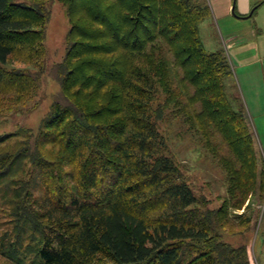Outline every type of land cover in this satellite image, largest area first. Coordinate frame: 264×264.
Returning a JSON list of instances; mask_svg holds the SVG:
<instances>
[{
    "label": "trees",
    "instance_id": "trees-1",
    "mask_svg": "<svg viewBox=\"0 0 264 264\" xmlns=\"http://www.w3.org/2000/svg\"><path fill=\"white\" fill-rule=\"evenodd\" d=\"M19 1L0 0L2 109L32 98L44 73L48 0ZM58 1L69 24L59 95L35 134L0 135V201L24 229V243L21 233L0 243L2 264H254L250 245L220 230L236 225L231 210L264 200V155L246 109L227 96L225 52L199 38L208 4ZM113 9L110 23L102 17ZM166 118L197 135L225 173L217 208L200 206L167 155L157 125Z\"/></svg>",
    "mask_w": 264,
    "mask_h": 264
},
{
    "label": "rangeland",
    "instance_id": "rangeland-1",
    "mask_svg": "<svg viewBox=\"0 0 264 264\" xmlns=\"http://www.w3.org/2000/svg\"><path fill=\"white\" fill-rule=\"evenodd\" d=\"M204 1L208 4L211 15L198 25L202 46L207 52L219 49L225 52L232 70V74L224 80L227 96L236 109L241 107L240 104L246 109L264 155V0H251L248 8L253 2L259 5L248 16L232 12L233 5L236 12L241 11L240 0ZM46 6L49 19L45 30L44 73L40 77L39 89L23 104L8 109L0 108V135L17 134L20 130L35 134L52 101L59 95L60 85L54 72L66 52L65 35L69 24L65 10L58 0H48ZM86 9H90L88 4ZM116 14L113 9L102 18L112 23ZM136 33L142 35L144 32L139 30ZM10 66L29 68L27 64L16 61H12ZM247 79L253 84L252 88L247 84ZM157 125L166 138L167 155L176 161L200 206L209 210L220 206L227 196L226 175L202 146L198 136L188 132L177 120L166 118L157 121ZM21 139L22 136L15 138ZM249 199L242 208L230 211V222L236 225L231 224L227 229L220 230L221 239L234 245L249 244L254 264H264V200L258 203L253 197ZM252 208L256 210V221L238 226L240 219H248L252 215ZM21 226L17 218L11 215L7 203L0 201V243L13 242L18 233H21L20 238L24 243V229ZM242 229L244 232L240 233ZM2 263L5 260L0 254V264Z\"/></svg>",
    "mask_w": 264,
    "mask_h": 264
},
{
    "label": "crops",
    "instance_id": "crops-1",
    "mask_svg": "<svg viewBox=\"0 0 264 264\" xmlns=\"http://www.w3.org/2000/svg\"><path fill=\"white\" fill-rule=\"evenodd\" d=\"M250 1L251 0H240V2H241V11H237L238 12V14H240V15H246V14H248L249 12H250V8L252 7V6H254V4H255V2H253V4L251 5V7L250 8H248V6L250 5ZM254 1H256V0H254ZM236 2H238L237 0H236ZM231 62V61H230ZM241 65H243V64H239V66H241ZM243 73V72H242ZM247 81V84H249L250 85V87L252 88L253 87V84H250V81L247 79L246 80ZM248 85V86H249ZM246 89L248 90V88L246 87ZM261 145V144H260Z\"/></svg>",
    "mask_w": 264,
    "mask_h": 264
},
{
    "label": "water",
    "instance_id": "water-1",
    "mask_svg": "<svg viewBox=\"0 0 264 264\" xmlns=\"http://www.w3.org/2000/svg\"><path fill=\"white\" fill-rule=\"evenodd\" d=\"M234 7H235V5H233V7H232V12L234 13Z\"/></svg>",
    "mask_w": 264,
    "mask_h": 264
}]
</instances>
